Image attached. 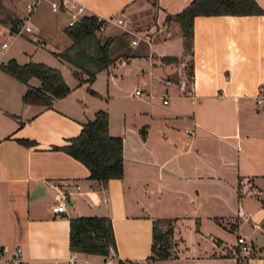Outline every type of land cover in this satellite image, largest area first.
Listing matches in <instances>:
<instances>
[{"label":"crops","instance_id":"obj_1","mask_svg":"<svg viewBox=\"0 0 264 264\" xmlns=\"http://www.w3.org/2000/svg\"><path fill=\"white\" fill-rule=\"evenodd\" d=\"M1 1L7 13H0V33L7 36L25 0ZM78 1L87 12L120 17L101 28L104 37L113 36L115 57L103 68L116 89L92 92L81 73L68 92L43 105L20 97L36 84L35 75L22 81L0 68L1 255L8 264H66L70 251L88 264H102L107 254L146 257L151 264H264V0H256L260 12L195 13L188 68L180 25L165 18L188 0ZM39 2L30 32L44 43L52 34L39 21ZM146 6L149 38L132 42L126 20ZM59 10L68 19V10ZM117 64L128 69L113 70ZM128 73L138 82L121 91L118 81ZM136 86L150 93H136ZM161 93H168L165 101ZM98 107L107 111L109 132L122 137V173L106 180L89 177L85 163L52 146L77 133ZM59 198L64 208L53 210ZM77 214H107L114 247L107 253L72 250L69 217ZM160 217L169 220V254L152 257V221ZM239 234L249 250L238 244ZM16 245L19 260L11 259Z\"/></svg>","mask_w":264,"mask_h":264},{"label":"trees","instance_id":"obj_2","mask_svg":"<svg viewBox=\"0 0 264 264\" xmlns=\"http://www.w3.org/2000/svg\"><path fill=\"white\" fill-rule=\"evenodd\" d=\"M260 11H263V8L256 0H188L177 11L167 12L165 18H173L178 21L183 47L185 49L186 46H189L190 49L192 19L195 13ZM17 22L16 18L12 20L10 30L17 27ZM98 24L99 20L95 14H82L64 26L70 41L61 49L53 50L57 56L73 66V72L76 75L85 73L84 79H91L97 70L107 67L115 57L109 51L113 36L106 35L100 40L96 32ZM92 41L94 48L91 50L88 43ZM160 56L172 59L176 55L161 54ZM0 68L22 81H27L31 75L38 77L37 84H28L22 91L20 97L23 101L50 105L53 98L65 94L70 89L60 68L42 60L18 61L14 56H10L0 60ZM88 89L95 92L92 87H88ZM16 138L26 144L34 142L33 138L27 136H17ZM52 146L64 149L85 163L89 177L106 180L108 177L119 176L122 173V137L109 132L107 111L102 107L96 108L92 117L82 121L78 132L71 135L66 142ZM260 201L264 207V196H260ZM168 222V218L165 217L155 218L152 221L150 244L152 257L169 254L167 235L170 226L166 225ZM68 241L72 250L107 253L109 248L114 247V236L109 216L107 214L70 216Z\"/></svg>","mask_w":264,"mask_h":264},{"label":"rangeland","instance_id":"obj_3","mask_svg":"<svg viewBox=\"0 0 264 264\" xmlns=\"http://www.w3.org/2000/svg\"><path fill=\"white\" fill-rule=\"evenodd\" d=\"M38 7L42 8L41 11L37 12L39 21H44V25L47 26V29L52 34V36L49 39H46L44 43L40 44L37 40L38 36L34 33H31L30 31L24 30L22 31V33L17 34L16 36H14V38L11 39H9L6 36L7 31H3L2 33H0V40L6 39L8 40V43L1 48L0 57L2 59H5L6 56H19L20 57L18 58L19 61L27 59V56L31 57L32 59H40L46 63L59 67L62 70L65 80L68 84L71 82H76L78 76L73 72V66L69 62L63 61L61 58L57 57V55L53 52L54 49H58L62 47L64 45L63 41L68 38L67 34L64 32L62 27L63 23L67 24L66 22L68 16L67 13L65 11H60V10H51L49 2L46 0H41L39 2ZM5 9L6 8L4 7V4L0 0L1 16H4V14L7 13ZM150 14L151 11L146 6L145 8L138 10L134 14H130L128 17L129 19L127 18L126 20L128 24H126L125 26L133 29L149 30L148 27L149 25H151V23L148 22L149 19L145 17L150 16ZM133 15H135L136 18H140L142 20H140L139 22ZM96 32L100 40L104 38V33H106L105 30L99 28L96 30ZM151 32H153V30ZM170 37L172 38L171 40L174 42L178 40V37L176 39L175 34H171ZM88 47L91 50L94 48L93 41L88 43ZM26 50L29 51V53H27ZM109 51L111 54H113L114 52V50L110 46H109ZM184 52L187 55L185 66L186 68H188L190 64V56H188L189 46L185 47ZM139 62L144 64V60L142 58L139 60ZM118 69L127 70L128 68L126 65H122V64H117L113 67V70H118ZM144 73H147V71H145ZM110 75L111 74H108L106 68H102L96 73L95 78L92 77L94 78V80L92 79L93 82H91L92 81L91 79L87 81L86 87L87 88L96 87L97 89L100 90V91L98 90L100 93H105V88L107 85L108 86L112 85V88L114 86L115 87L114 89H116L115 83L112 81L111 79L112 76ZM32 81L37 84L39 82V79L36 76H34ZM137 82L138 80L135 79L132 74L128 73L127 75H123V78L118 81L117 85L119 86L121 91H127L128 89H132V87ZM151 91L156 95L157 92L155 90L154 91L151 90ZM92 96L94 97L95 94ZM165 96L167 98L168 93L165 94ZM96 98L98 97L96 96ZM158 98L156 99L160 100L161 97L159 96ZM96 105L98 106L101 104L96 103Z\"/></svg>","mask_w":264,"mask_h":264},{"label":"built area","instance_id":"obj_4","mask_svg":"<svg viewBox=\"0 0 264 264\" xmlns=\"http://www.w3.org/2000/svg\"><path fill=\"white\" fill-rule=\"evenodd\" d=\"M40 0H25L24 6H25V12L21 15L20 20L18 21V25L15 29L9 30L7 33L8 38H12L15 35L22 33V31H35L36 25L33 23L31 19V12L36 6V4ZM50 8L53 10H59V9H67L69 12V17L67 19V23H71L77 18H79L82 14L89 15L92 12H87L84 9V4L78 0H48ZM94 14V13H93ZM97 20H99L98 28L101 29L104 27L106 21H120V17L118 15H108V16H100L98 14H95ZM127 30H129L134 36L131 37L132 42H136L138 39L143 38L145 40H148L149 38V32L146 30H139V29H133L130 27H125ZM38 42L40 44L43 43L42 39H38ZM8 43V40L3 39L0 42V50L2 47H4ZM169 79L166 78V81ZM134 92L136 93H150L148 89H145L140 86H136L134 88ZM163 100H166L165 93L162 94ZM261 97H257V100H260ZM184 130L191 131V129H188L187 127H184ZM60 198L63 196L62 191H59ZM58 199L54 201L51 204V208L53 210H62L64 208L63 202L61 199ZM236 240L240 247L243 250H249V244L245 241L244 237L239 234L236 236ZM19 253H20V246L16 245L14 246L12 250V255L11 259L13 260H19ZM0 260L8 264L10 258L9 257H4L1 255V248H0ZM66 264H88L87 260L83 257L77 256L73 251H70L66 258ZM102 264H151L150 260L146 257L136 259V260H126V259H121V258H116L113 257L112 255H105L102 258Z\"/></svg>","mask_w":264,"mask_h":264}]
</instances>
